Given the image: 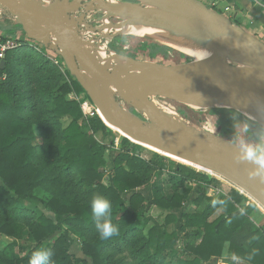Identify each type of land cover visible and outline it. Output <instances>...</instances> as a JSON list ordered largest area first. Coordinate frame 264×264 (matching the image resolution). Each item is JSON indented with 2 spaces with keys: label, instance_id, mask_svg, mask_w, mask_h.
Instances as JSON below:
<instances>
[{
  "label": "trees",
  "instance_id": "trees-1",
  "mask_svg": "<svg viewBox=\"0 0 264 264\" xmlns=\"http://www.w3.org/2000/svg\"><path fill=\"white\" fill-rule=\"evenodd\" d=\"M129 38L138 41L136 49L125 51L117 45ZM111 45L133 57L138 50H149L150 55L169 51L183 54L133 35L115 37ZM5 60V67H0L4 75L0 78V238L12 241L0 245V264H28L32 252L41 248L52 252L50 264H90L68 253L76 238L92 264H211L209 261L220 257L226 244L230 257L264 264V225H257L251 218L257 204L244 203L247 197L236 189L214 200L204 187L196 202L200 204L206 198L209 203L203 211L185 214L179 231L167 228L178 221L174 213L168 214L163 224L147 227V197L133 192L128 206H123L126 200L119 191L141 188L151 171L162 163L135 154L140 145L124 137L123 149L113 161L112 183L105 184L102 167L106 163V141L115 143V131L97 112L84 115L80 101L71 97L85 94L78 80L66 68L67 78L46 52L36 51L23 39L6 53ZM183 115L199 124V116ZM238 117L250 127L257 125L227 108L218 123L226 130L236 125ZM191 173L206 184L220 186L219 180L207 174ZM186 179L183 175L180 184L173 185L171 197L154 185L155 205L166 210L181 207L188 192L180 191L179 186ZM37 192L43 196L46 193L45 198ZM97 194L111 202L112 222L120 229L118 236L108 240L99 238L92 215L91 199ZM38 204L53 211L55 219L40 211ZM64 225L65 231L44 244ZM179 232L184 233V247L173 258L170 256L177 248ZM26 236L34 244L26 253H18L16 244ZM191 237L200 240L191 242Z\"/></svg>",
  "mask_w": 264,
  "mask_h": 264
},
{
  "label": "water",
  "instance_id": "water-1",
  "mask_svg": "<svg viewBox=\"0 0 264 264\" xmlns=\"http://www.w3.org/2000/svg\"><path fill=\"white\" fill-rule=\"evenodd\" d=\"M6 20L62 58L108 127L217 174L264 208V171L243 157L242 145L161 102L221 105L264 130V41L236 20L203 0H0ZM140 28L152 41L202 56L165 64L103 45Z\"/></svg>",
  "mask_w": 264,
  "mask_h": 264
},
{
  "label": "rangeland",
  "instance_id": "rangeland-1",
  "mask_svg": "<svg viewBox=\"0 0 264 264\" xmlns=\"http://www.w3.org/2000/svg\"><path fill=\"white\" fill-rule=\"evenodd\" d=\"M206 3V0H203ZM207 4V3H206ZM230 14V13H229ZM15 35V33H14ZM12 37V36H11ZM17 35L13 36V38H16ZM143 38H147L144 36ZM29 40V39H28ZM129 42L127 44L129 45H137V40H131L130 38L128 39ZM31 42V41H30ZM33 42V41H32ZM142 51H149V50H142ZM173 56L169 57L168 59H163L162 63H176L180 61H186L188 58L189 60H193L194 58L187 55V54H180L175 51H171ZM133 55V54H132ZM135 55V54H134ZM153 55V54H152ZM162 57L163 54H159ZM137 56V55H135ZM153 56H158V54H154ZM144 59V58H143ZM160 59V58H159ZM161 60V59H160ZM159 61V60H158ZM180 107V111L186 112L191 115L192 118H196L199 116V123L205 122L206 119H209L210 121V129L213 130L217 134H224L226 138L230 141H234L240 145L244 144H249V145H255L260 142L261 136H264V130H262L258 125L254 127H250L247 125L248 123L245 122L244 118L238 117L237 118V123L234 125V127L228 126L226 130H223L219 123L218 119L221 116L223 110L225 107H222L221 105L218 106H213V107H208V108H193L189 106H184L181 104H177ZM248 126V131L244 132V126ZM115 131L114 137L115 138V143L112 144L110 141L107 142V150L105 153V159L106 163L102 167L105 172V177L103 179L104 183L107 185H111L112 183V176L114 172L113 168V161L115 156L117 155L118 151H121L123 148L121 146V142L123 141V138L125 137L122 135L119 131L116 129H113ZM133 142V141H132ZM134 143V142H133ZM136 144V143H135ZM139 145V144H138ZM140 157L145 158L146 160L150 161H158L161 162L162 165H157L155 169H153L150 173V175L147 177V180L144 185H142L141 188H136L132 191H119V194L122 198H125V204L123 206H128L129 204V197L133 192H139L143 194L145 197H147L148 200V207L145 212V216L148 219L147 222V227L151 225H161L164 223L165 218L168 214H176L178 217V221H174L171 223L167 228L172 232L173 230H178L179 231V225L183 221V216L185 214H191L199 211H203L204 207L209 203V200L206 198L203 199V201L198 204L196 202V199L203 193L205 190L204 187H206V192L208 195L213 196L214 200H217L220 196L221 193L227 195L231 190L236 189L235 187L232 186L228 181L222 177L216 176V175H211L210 173L208 174L207 172L197 170L194 168H191L184 163L175 160L174 158H170L158 151H155L154 149L140 144V149L138 153H135ZM191 171H195L197 173L201 174H207L210 177H213L214 179H217L220 181V186L217 187L213 184L210 183H205L204 181L202 182L199 178L195 177L191 173ZM185 175L187 179L184 181V184L179 186L180 191H187L188 192V198L183 202V205L181 207L175 208L173 210H166L164 208H161L154 203V197H153V190L152 187L155 185L157 186L162 194H164L167 197H171L173 194V185H179L181 182V179ZM222 178V179H221ZM0 183H2V180L0 179ZM238 190V189H236ZM239 191V190H238ZM239 193L243 194L242 192L239 191ZM39 196L42 198H45V194L43 196L42 192H37ZM244 195V194H243ZM247 200L244 201V203H248L251 200L247 195ZM254 202V201H253ZM256 203V202H255ZM28 206H30L28 204ZM38 208L40 211H42L46 216L49 218L55 219V213L47 208H45L42 204H38ZM257 210L260 213V215L263 217L261 219V216H258V219H261L262 221L264 220V211L257 206ZM218 214V213H217ZM215 214L214 216H216ZM212 216V217H214ZM66 230V226L64 225L61 230L57 231L55 234L51 235V237L47 240L44 241V244L47 243L48 241L51 240V238L56 237L59 235L61 232ZM27 230H25V234H27ZM180 239L177 244V248L175 249V252L170 256L173 257L174 254H178L180 250H183L184 247V233L179 232ZM200 238H194L191 237L189 238V241L191 242H199ZM12 239L8 237H1L0 238V245L3 247L7 243L11 242ZM34 244V242L29 239L27 236L25 239L20 240L16 244V250L18 253L24 254L28 251L29 247ZM228 250V244L225 245L223 253L220 257H213L209 263L211 264H248L246 262H233L231 259H229V255L227 253ZM68 253L74 257H79V258H85L92 264V260L85 256V254L81 251V241L76 238V241L73 243V245L69 248ZM174 258V257H173Z\"/></svg>",
  "mask_w": 264,
  "mask_h": 264
},
{
  "label": "crops",
  "instance_id": "crops-1",
  "mask_svg": "<svg viewBox=\"0 0 264 264\" xmlns=\"http://www.w3.org/2000/svg\"><path fill=\"white\" fill-rule=\"evenodd\" d=\"M206 3L214 9L224 13L228 17L230 16L232 19L236 20L243 28L250 31L259 39L264 41V0H206ZM0 33H2L4 36L10 37L17 35L16 38L28 41L31 47L36 49V51L47 52L43 47H40L34 41L32 42L31 40H28L22 27L15 24L13 21L6 20L5 22H0ZM37 48H39L40 50H38ZM258 216L261 215L256 209L252 212L251 218L257 225H264V220H261L263 219V217L261 216V219H258ZM229 259H231L235 263L246 262L248 264H251L237 257L236 259H233V257H229Z\"/></svg>",
  "mask_w": 264,
  "mask_h": 264
},
{
  "label": "clouds",
  "instance_id": "clouds-1",
  "mask_svg": "<svg viewBox=\"0 0 264 264\" xmlns=\"http://www.w3.org/2000/svg\"><path fill=\"white\" fill-rule=\"evenodd\" d=\"M244 132L248 131L245 125ZM243 157L259 166V170L264 171V136L255 145L244 144ZM92 215L96 219V229L101 240H108L120 233L119 225L112 222V204L103 195H94L91 199ZM52 252L46 249H37L32 252L28 264H50ZM236 259V257H233Z\"/></svg>",
  "mask_w": 264,
  "mask_h": 264
},
{
  "label": "built area",
  "instance_id": "built-area-1",
  "mask_svg": "<svg viewBox=\"0 0 264 264\" xmlns=\"http://www.w3.org/2000/svg\"><path fill=\"white\" fill-rule=\"evenodd\" d=\"M90 18H93V17H90ZM133 36H136V35H133ZM136 37H138V36H136ZM139 37H142V36H139ZM113 39L114 38H112V39L107 38V40L103 41V45H105V47L109 48V49L113 48L112 45H111ZM128 42H129V40L125 41L124 43L118 42L117 45L122 47L123 50H125V51H131L132 49H136L137 48L138 42H137V45H135V46L127 44ZM18 44H20V39L19 38H13V37H10V36H4L2 33H0V62L5 59L6 53L8 51L14 49ZM38 45L40 47H42L40 44H38ZM37 49L40 50L39 48H37ZM45 50L47 51L46 54L48 53L47 55L49 56V58H51L59 66L60 70L67 77V74H66V71H65L66 66H65L64 61L62 60V58L60 56H58L55 52H53L52 50H50L48 48H46ZM136 55H137L136 58H141V59L144 58L146 60H152V61L160 62V63H162L163 59H168L169 57L173 56L171 51H169L167 54H163L162 57H160L161 55L153 56V55H150L149 51H142V50H138ZM187 60H189V58ZM1 77H4V75L0 74V78ZM71 97L75 98L77 101L78 100L80 101L81 107L83 108L84 115L86 117L93 116L96 112L98 113L97 107H95L94 104L91 102V100L88 97L86 92H85V94L72 95ZM161 102L164 105H166L168 108H171L172 110H174L176 112L182 113L180 111V107L177 105L178 104L177 102H174L172 100H170V101L162 100ZM199 124L202 125L204 128H206L207 130H210V131L214 132L213 130L210 129V121H209V119H206L205 122L199 123Z\"/></svg>",
  "mask_w": 264,
  "mask_h": 264
},
{
  "label": "bare ground",
  "instance_id": "bare-ground-1",
  "mask_svg": "<svg viewBox=\"0 0 264 264\" xmlns=\"http://www.w3.org/2000/svg\"><path fill=\"white\" fill-rule=\"evenodd\" d=\"M132 33H133V35H136V36H142V37H144V36H146V35H150L151 33H152V31L151 30H148V29H143V28H140V29H137V30H133L132 31ZM184 52H186V53H188V54H190L192 57H194L195 59H199L201 56H202V53H194V52H188V51H185L184 50ZM117 131H119L118 129H116ZM120 132V131H119ZM121 133V132H120ZM122 134V133H121ZM123 135V134H122ZM146 146H148V145H146ZM148 147H150V148H152L151 146H148ZM154 149V148H153ZM156 150V149H155ZM163 154V153H162ZM164 155H166V154H164ZM166 156H168V155H166ZM168 157H172V158H174L175 160H178V161H180V162H182V163H184L185 165H187V166H189V167H191V168H194V169H197V170H206V169H204V168H200V167H197V166H194V165H191V164H189V163H187V162H185V161H182V160H180V159H178L177 157H174V156H168ZM206 171H208V172H210V173H212L213 175H216V176H218L217 174H215V173H213V172H211V171H209V170H206ZM220 177V176H219ZM222 179V178H221ZM224 180V179H223ZM227 182V181H226ZM233 186V185H232ZM233 187H235L236 189H238L240 192H242L244 195H247L251 200H253L254 201V199L250 196V195H248L247 193H245L243 190H241L240 188H238L237 186H233ZM255 202V201H254ZM256 204H257V206L258 207H260L263 211H264V208L259 204V203H257L256 202Z\"/></svg>",
  "mask_w": 264,
  "mask_h": 264
}]
</instances>
